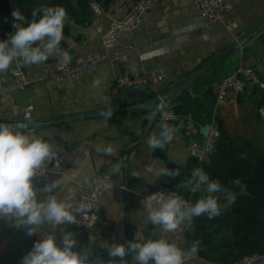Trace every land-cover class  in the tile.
Returning a JSON list of instances; mask_svg holds the SVG:
<instances>
[{
    "label": "crops",
    "instance_id": "0c3cea01",
    "mask_svg": "<svg viewBox=\"0 0 264 264\" xmlns=\"http://www.w3.org/2000/svg\"><path fill=\"white\" fill-rule=\"evenodd\" d=\"M135 1L115 0L108 7L94 1L89 23L82 26L66 20L69 29L63 30L61 41L71 57L109 55L132 43L136 48L130 57L115 62L104 60L93 70L0 95V123L24 122L31 107V120L26 122L29 127L24 133L40 136L54 147L50 172L33 177L38 199L50 194L65 198L71 189L76 204L84 185L96 174L108 172L115 176L117 185L101 196L98 226L88 232L102 246L113 239L126 243L135 236L141 242L157 238L160 226L145 223L140 202L162 186L174 187L186 202L205 197L206 193L195 191V186H185L192 170L201 169L200 160L189 153L188 146L192 142L203 145L217 120L224 122L232 137L264 142V126L257 114L261 91L229 93L223 100L216 92L217 85L240 66L255 70L264 80V0H224L230 10L211 27L203 25L199 7L192 0H156L138 29L113 30V19L124 17ZM56 61L50 57L41 64L18 63L34 76L45 64ZM14 64L0 73V86L12 82ZM117 69L135 80L145 77L144 84L138 81L135 85H143L154 96L163 98L165 109H172L175 118L161 120L160 112L151 121L152 111L125 110L121 97L127 89L117 87ZM186 82L188 85L180 92ZM109 108L112 115L107 120L103 115H90ZM162 122L174 129L173 139L163 148L150 149L145 141L159 134ZM108 146L113 149L110 155L96 151L97 147ZM177 157H183V162H175ZM118 162L120 173L114 174L112 168ZM150 166L175 170L178 175L155 177L148 171ZM53 182L58 187L52 193L45 192V186ZM67 226L59 225L54 231L61 232ZM180 228L185 227L181 225L166 234L167 238L175 241ZM25 231L10 219H0V255L21 248ZM38 231L43 236L53 229L44 225ZM35 234L36 240L40 239L39 233ZM186 264L218 263L195 255Z\"/></svg>",
    "mask_w": 264,
    "mask_h": 264
},
{
    "label": "clouds",
    "instance_id": "9594fccd",
    "mask_svg": "<svg viewBox=\"0 0 264 264\" xmlns=\"http://www.w3.org/2000/svg\"><path fill=\"white\" fill-rule=\"evenodd\" d=\"M11 15L14 30L5 39H0V73L8 71L17 61L35 65L54 57L64 64L69 63L71 56L61 47L66 23L64 7L55 5L34 9L30 20H25L18 8L13 9ZM165 106L166 102L161 98L151 115L162 112ZM102 115L105 120L110 118L111 108ZM160 129L158 135L147 137L145 143L148 148H163L173 139L174 129L170 125L162 122ZM101 150L106 155L113 151L111 146L96 149L98 152ZM54 158L55 150L49 141L0 123V219H10L15 227L26 229L28 236L34 233L40 235V239L35 240L31 249L21 257L20 264H99L92 258L91 248L77 247L73 232H63L58 237L54 231L59 225L76 223L75 213L79 211V206L72 202L74 192L69 189L65 198L50 194L45 199H38L33 177L45 161ZM175 162L182 163L183 157L175 158ZM120 169L121 163L118 162L113 165L112 172L119 174ZM148 171L153 172L155 177L178 175L175 170L159 167L150 166ZM231 183L239 185L240 181L235 179ZM200 184L206 185L209 195L191 205L175 193H169L166 198L155 192L144 196L140 202L144 209V221L159 225L160 235L142 242L135 236L126 243L115 241L107 245V256L114 258L108 264H115L116 260L119 264H128L125 257L129 254H133L135 264H186V255H195L198 243H193L189 253H186L166 234L175 232L181 225L186 229L191 228L194 217L206 215L208 220H212L221 214L222 208L233 202L230 190L224 189L217 180H210L201 169L195 168L185 186ZM57 187V182H53L46 185L44 191L52 193ZM222 191L226 197L223 205L212 195ZM44 225L51 226L53 231L41 236L38 229Z\"/></svg>",
    "mask_w": 264,
    "mask_h": 264
},
{
    "label": "trees",
    "instance_id": "16d2710c",
    "mask_svg": "<svg viewBox=\"0 0 264 264\" xmlns=\"http://www.w3.org/2000/svg\"><path fill=\"white\" fill-rule=\"evenodd\" d=\"M25 20L32 19L34 9L59 5L66 10V20L77 25L89 23L92 14L90 0H14ZM103 7H108L115 0H95ZM163 1V0H162ZM13 2L0 0V39H5L14 29ZM66 23L64 31H68ZM216 126L220 135L214 150L204 163L206 175L210 180H217L224 189L238 194L233 197L231 205L222 208L218 217L208 220L206 215L194 217L191 228L184 229L183 242L180 247L184 250L198 243L196 256L212 263L232 264L241 259L255 255H264V144L253 140L232 137L222 120H217ZM239 179L236 185L231 181ZM240 192V193H239ZM209 195L206 193L205 196ZM218 203H226L222 192L214 193ZM71 231L78 242L77 247L91 248V256L99 264H108L106 246L119 240H111L107 245H100L93 240L91 234L82 228L71 225L61 233ZM36 240V234H22V246L10 253L0 255V264H20L21 257L26 254ZM133 254L125 257L128 264H135ZM115 264H119L118 260Z\"/></svg>",
    "mask_w": 264,
    "mask_h": 264
},
{
    "label": "built area",
    "instance_id": "2783aa9c",
    "mask_svg": "<svg viewBox=\"0 0 264 264\" xmlns=\"http://www.w3.org/2000/svg\"><path fill=\"white\" fill-rule=\"evenodd\" d=\"M198 5L202 23L205 27H211L213 24L221 21L224 15L230 10V6L224 3V0H192ZM156 0H136L129 12L121 18H114L111 28L115 31L131 32L139 28L144 16L154 7ZM135 44L127 43L117 48L112 54H91L89 56H75L71 57L69 63L64 64L57 60L52 64H45L41 71L34 76L28 75L22 66L15 62L12 70V82L7 86H0V95L7 93L10 90L25 88L32 84L46 81V80H62L68 76H74L85 71L93 70L98 63L104 60L110 62L118 61L121 58H128L132 55L135 49ZM114 80L119 88L129 89L138 81L142 84L146 82L145 77H140L138 80L128 76L122 70H115ZM252 89L261 91V102L257 109L258 118L264 126V80L253 69L240 66L231 75L223 79L216 87L218 97L223 100L229 93L242 94ZM161 120H170L175 118V113L172 109H164L161 112ZM220 135L217 126H213L208 130L206 140L203 145H198L192 142L188 146L189 153L198 158L201 162V170L206 174L203 167L204 163L208 161L210 154L215 148L217 139ZM54 159L45 161L44 164L37 169L36 176H44L52 169ZM110 184L111 187L105 185ZM117 185L115 176L111 173L104 172L96 174L86 185H84L83 192L75 205L79 206V211L75 213L76 223L71 225L77 228H82L87 232H93L98 226L100 220L101 196L102 194ZM195 191L206 192V185L200 184L195 186ZM169 193H175L176 189L172 186H162L155 194L166 198ZM194 204L195 202L188 201ZM194 219V218H193ZM159 226V225H156ZM185 228H180L176 234L175 242L180 247L183 242V233ZM189 253L188 250H185ZM195 256L186 255V263ZM236 264H264V255L255 254L241 259Z\"/></svg>",
    "mask_w": 264,
    "mask_h": 264
},
{
    "label": "water",
    "instance_id": "95a60500",
    "mask_svg": "<svg viewBox=\"0 0 264 264\" xmlns=\"http://www.w3.org/2000/svg\"><path fill=\"white\" fill-rule=\"evenodd\" d=\"M94 1L95 0H90L91 3H93ZM17 8H18L17 4H14L13 9H17ZM17 23H19V22H17ZM215 62H212V64H210V66H208L206 68V70L209 69ZM188 83L189 82L184 83L179 91L181 92L184 89V87H186L188 85ZM121 99H123L125 101V104H126V106L124 107L125 110L142 109V110L152 111V113L155 109V106L161 101V98L154 96L151 93V90L147 89L143 85H134L131 88L127 89V91L124 93V95L121 97ZM30 110H31V107L28 108V110L26 112L24 122L11 123V124H7V125H11L15 129L24 132L29 127V125L26 122L31 120V116L29 113ZM104 112H106V111H104ZM104 112H96V113H93L90 115L91 116H98V115H102V113H104ZM159 113L160 112H156L155 115H151V121H154ZM231 193H232V197H234L235 195L238 194L237 192H234V191H232ZM149 264H151V262H149Z\"/></svg>",
    "mask_w": 264,
    "mask_h": 264
},
{
    "label": "rangeland",
    "instance_id": "374dc122",
    "mask_svg": "<svg viewBox=\"0 0 264 264\" xmlns=\"http://www.w3.org/2000/svg\"><path fill=\"white\" fill-rule=\"evenodd\" d=\"M264 141V140H263ZM263 144H264V142H263Z\"/></svg>",
    "mask_w": 264,
    "mask_h": 264
}]
</instances>
